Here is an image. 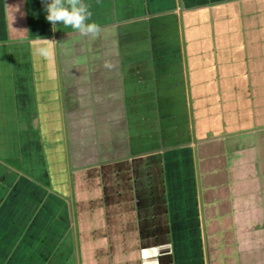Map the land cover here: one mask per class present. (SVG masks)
<instances>
[{"label": "crops", "instance_id": "1", "mask_svg": "<svg viewBox=\"0 0 264 264\" xmlns=\"http://www.w3.org/2000/svg\"><path fill=\"white\" fill-rule=\"evenodd\" d=\"M85 3L0 0V264H264V0Z\"/></svg>", "mask_w": 264, "mask_h": 264}, {"label": "clouds", "instance_id": "2", "mask_svg": "<svg viewBox=\"0 0 264 264\" xmlns=\"http://www.w3.org/2000/svg\"><path fill=\"white\" fill-rule=\"evenodd\" d=\"M46 21L52 26L59 24L80 33L82 36L95 37L99 28L91 21V12L85 0H42ZM43 49H38L43 54Z\"/></svg>", "mask_w": 264, "mask_h": 264}, {"label": "rangeland", "instance_id": "3", "mask_svg": "<svg viewBox=\"0 0 264 264\" xmlns=\"http://www.w3.org/2000/svg\"><path fill=\"white\" fill-rule=\"evenodd\" d=\"M49 96H51L53 99H50L52 102H55L56 101V99L54 98V94H50ZM56 103V102H55ZM49 111H51V110H49ZM44 117V116H43ZM48 119H50V118H52V119H54L55 118V116H53V115H48V116H46ZM61 118H62V116H61ZM61 118L59 117V120L58 121H60L61 120ZM42 121H44V120H42ZM54 124V126H56L57 124L56 123H53ZM44 124H42L41 123V125L39 124V121L37 122H34V123H32L30 126L32 127V128H34L33 129V131L31 132V133H33L32 134V136H36V138H35V142L34 143H36V148L37 149H43V150H45V156L46 155H48L49 154V152L50 151H52V150H55V147H54V144H53V141L51 142V144H49V143H46L47 145H42V144H40V139H42V135H41V130H40V127H42ZM58 126V125H57ZM54 129H52V130H50L51 132H49L48 131V134L46 133V135H49V136H47V139H48V141L47 142H50L51 141V139L52 138H54V137H57L58 139H59V141H61V140H63L64 142H65V140L67 141L68 140V136H67V132L64 130L63 131V133L62 134H57L55 131H53ZM59 135V136H58ZM52 137V138H51ZM90 139V138H89ZM88 139V143H86L82 148H80V150H82V151H84L85 153H89V157H90V153H93L94 151H93V149L91 148L92 147V142L90 141ZM91 142V143H90ZM56 147H58V146H56ZM64 155H67V153H69V155H68V168H69V170L70 171H73L74 169H75V167L78 169L79 168V166L81 165L79 162H74V164H72L71 163V158H70V156H71V148H67V146L66 145H63V152H62ZM57 157H59L58 155H57ZM0 160H2L1 158H0ZM15 162V164H14V166L15 167H17V165H16V163H18V162H21L20 160H15L14 161ZM4 163L3 162H1V166L3 165ZM48 165V164H47ZM45 166H46V163H45ZM18 169H20L19 167H18ZM13 170V169H12ZM10 186V185H9ZM11 187V186H10ZM8 190H9V188H8V185H6V186H0V209H2V207L4 206V203H5V201L7 200V198H8ZM55 221H58V220H55ZM50 251V250H49ZM53 252H51L50 251V254L49 255H51ZM9 254H10V251L8 250V248L7 247H5L3 250H2V252L0 251V262H2V263H4V259L6 258V257H8L9 256ZM51 260H52V258H50ZM11 260V259H10ZM51 260H48L47 262L48 263H50L51 262ZM66 261H70V260H66ZM68 262H65L66 264H68Z\"/></svg>", "mask_w": 264, "mask_h": 264}, {"label": "snow or ice", "instance_id": "4", "mask_svg": "<svg viewBox=\"0 0 264 264\" xmlns=\"http://www.w3.org/2000/svg\"><path fill=\"white\" fill-rule=\"evenodd\" d=\"M142 255H143V253H142Z\"/></svg>", "mask_w": 264, "mask_h": 264}]
</instances>
